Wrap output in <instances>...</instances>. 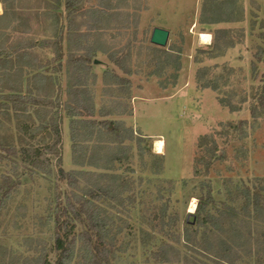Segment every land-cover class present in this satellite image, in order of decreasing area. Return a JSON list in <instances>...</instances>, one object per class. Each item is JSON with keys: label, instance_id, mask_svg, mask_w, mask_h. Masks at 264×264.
<instances>
[{"label": "rangeland", "instance_id": "374dc122", "mask_svg": "<svg viewBox=\"0 0 264 264\" xmlns=\"http://www.w3.org/2000/svg\"><path fill=\"white\" fill-rule=\"evenodd\" d=\"M56 1L2 0L7 17L0 20V186L5 178L10 182L0 190V264H30L40 255L54 263L56 198L70 190L58 180V168L107 169L127 182L118 202L101 204L115 236V242L105 240L113 248L109 264H156L151 255L166 239L153 219L168 202L167 216H178L174 230L183 236V228L192 226V197L204 194L202 185H210L217 207L240 209L236 194L242 186L264 197V110H252L264 92V0H83L71 16L54 8ZM156 25L169 31L165 48L149 43ZM199 33L209 36L208 45L200 44ZM88 54L81 87L95 112L92 118L72 117L71 89L78 87L73 59ZM147 117L152 120H141ZM78 118L124 125L134 138L161 136L162 174L152 171L151 138L142 144V155L135 140L119 144L100 126L95 128L103 134L86 142L90 130L72 127ZM54 122L61 144L49 154ZM240 122L243 137L230 127ZM205 137L216 142V157L223 158L212 156ZM107 148H128L127 156L112 160ZM32 150L43 153L39 169L28 164L24 151ZM244 221L238 229L247 237L243 227L250 222L252 238L237 264H264V225ZM194 246L176 247L189 264H221ZM248 248L256 258L250 259Z\"/></svg>", "mask_w": 264, "mask_h": 264}, {"label": "trees", "instance_id": "16d2710c", "mask_svg": "<svg viewBox=\"0 0 264 264\" xmlns=\"http://www.w3.org/2000/svg\"><path fill=\"white\" fill-rule=\"evenodd\" d=\"M83 0H64L65 9L68 12V16L75 14L78 8L82 5ZM72 23V21H70ZM91 57L88 54L87 58L73 59L74 66L72 67L73 78L76 77V85L71 89V93L74 95L70 101L68 114L72 117H83V114L92 118L95 112L93 104L90 102L91 98L85 88H82V77L87 72L88 63H90ZM1 70V69H0ZM122 82V79L115 77ZM212 90H216L215 87H211ZM256 105H253V114L257 110H264V92L256 98ZM234 111V108H230ZM72 126L75 129L76 125H82L86 129L90 130V135L87 136L86 142H90L91 138L96 135H102L103 131L96 129V126H100L105 131V134H114V140L119 144H123L126 140H135L139 154H144V149L141 147L143 143L147 144L149 138L138 136L134 138L132 129L115 124V128L110 126L112 123L109 121H92L91 119H75ZM114 125V124H113ZM52 134L54 135L53 143L46 147V151L49 154L56 153V146L61 144V131L55 122L50 126ZM112 127V129H110ZM231 129L238 130L240 135L245 136L243 131L244 123L240 122L238 125ZM72 130V142H76L75 130ZM119 129L122 134L117 133ZM206 141H211L212 144V156L217 159L223 158L216 157L217 145L211 137H205ZM150 142V141H149ZM152 142V141H151ZM148 146V145H147ZM151 144L148 146V155L150 159L155 160V169L152 170L154 174H162L164 159L161 155L152 154L150 151ZM128 148H120L118 152L111 148H107L109 158L112 160L121 161L126 158ZM76 151V150H75ZM73 149V154H75ZM88 151V147L84 148L79 153H85ZM13 152V151H11ZM27 152L28 164L31 167L39 169L42 163L38 160L43 156V153H39L37 150L24 151ZM75 159H76V155ZM60 161V158L57 159ZM48 163L47 159H44ZM93 166H97L99 161L92 163ZM92 166V165H91ZM154 166V163H153ZM56 176L59 181L64 184L70 190L63 193L62 197L59 195L56 198V211L53 219L54 224V245L53 253L55 255V261L53 264H109V259L113 253V248L110 243H106V239H110L115 242V236H111L113 223L110 219L103 215L102 202H118L120 193L126 192V184L123 177L120 174L109 173L107 169H103L102 172H85V171H69L65 172L62 168H58ZM9 178H5L3 186L8 185ZM80 182L84 183L83 187H80ZM0 186V190L3 186ZM8 188L4 195L9 193ZM204 194H200L197 197H192L197 201L195 209V222L192 226H185L183 228V236L174 228L177 227L178 216H167L168 202L161 206L160 216L153 219V223L158 221L161 227L160 232L165 237L164 240L153 253L152 260L156 264H189L185 257H182L181 251L176 246H190L191 244L198 246L203 256H207L211 260H215L221 264H237L239 260L238 253L243 246H247L251 243L249 238H252V231L250 222H247L243 227L247 229V237L244 236L242 231L238 229L239 224L245 223L244 219H255V222H261L264 225V197L259 192H253L250 187L242 186L238 193L237 198L241 199L240 209L233 207L232 205L222 204L217 207L212 195L210 185H202L201 188ZM62 198V199H61ZM133 201V200H131ZM122 204V202H121ZM211 205V209L208 207ZM213 208V210H212ZM243 217V219L239 218ZM77 224L83 225V230L77 231ZM155 224V223H154ZM225 225H231L228 231ZM259 226V230L262 228ZM167 228L164 231V228ZM153 228H157L153 226ZM242 228V230H243ZM259 231V232H260ZM229 233V236L227 235ZM256 232V230H254ZM264 237L263 234H259V237ZM243 239L241 244H238ZM113 244V243H112ZM258 244V243H257ZM113 246V245H112ZM194 246V248H196ZM250 259L256 258L257 253H252L251 248L247 249ZM30 264H50L47 261L46 255L39 256L35 261H31Z\"/></svg>", "mask_w": 264, "mask_h": 264}, {"label": "water", "instance_id": "95a60500", "mask_svg": "<svg viewBox=\"0 0 264 264\" xmlns=\"http://www.w3.org/2000/svg\"><path fill=\"white\" fill-rule=\"evenodd\" d=\"M168 39H169L168 30L155 27L152 29V32L149 38V43L159 48H165L168 43ZM188 219H189L188 224L194 225V222H195L194 213H188Z\"/></svg>", "mask_w": 264, "mask_h": 264}, {"label": "crops", "instance_id": "0c3cea01", "mask_svg": "<svg viewBox=\"0 0 264 264\" xmlns=\"http://www.w3.org/2000/svg\"><path fill=\"white\" fill-rule=\"evenodd\" d=\"M54 8H56L57 10H59V9H64V10H66L65 9V5H64V0H58V1H56V4H54ZM163 8V7H162ZM166 9H167V4H165V7H164V12L167 14V11H166ZM67 11V10H66ZM5 7H4V3L2 2V0H0V20H2V19H5L7 16H6V14H5ZM157 27H159V28H161L162 26L161 25H156ZM201 34H203V33H199V35L198 36H200ZM206 35V34H205ZM1 71V70H0ZM137 106H138V104H137ZM135 119H133V120H135V123L136 122H138L139 121V118H138V116L135 114ZM141 120H146L147 122H150L149 120H152L150 117H147V118H143V119H141ZM148 137L149 138H151L152 139V147H153V143H154V141L156 140V139H162L161 138V136H158V135H153V136H150V135H148ZM155 139V140H154ZM163 140V139H162ZM164 154H165V142H164V150H163V153L161 154V155H163L164 156Z\"/></svg>", "mask_w": 264, "mask_h": 264}, {"label": "bare ground", "instance_id": "6f19581e", "mask_svg": "<svg viewBox=\"0 0 264 264\" xmlns=\"http://www.w3.org/2000/svg\"><path fill=\"white\" fill-rule=\"evenodd\" d=\"M199 42L202 45H208L209 44V36L205 35V34H201L199 36ZM164 150V143L161 139H157L154 141L153 143V151L155 154L157 155H161L163 153ZM196 209V200L192 199L191 200V205L189 207L188 213H194Z\"/></svg>", "mask_w": 264, "mask_h": 264}]
</instances>
